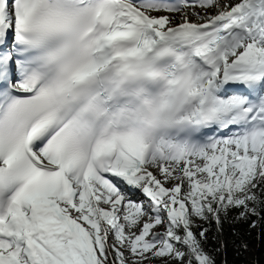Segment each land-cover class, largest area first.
Wrapping results in <instances>:
<instances>
[{
	"label": "snow or ice",
	"instance_id": "obj_1",
	"mask_svg": "<svg viewBox=\"0 0 264 264\" xmlns=\"http://www.w3.org/2000/svg\"><path fill=\"white\" fill-rule=\"evenodd\" d=\"M234 209L264 222V0H0V264H216Z\"/></svg>",
	"mask_w": 264,
	"mask_h": 264
},
{
	"label": "trees",
	"instance_id": "obj_2",
	"mask_svg": "<svg viewBox=\"0 0 264 264\" xmlns=\"http://www.w3.org/2000/svg\"><path fill=\"white\" fill-rule=\"evenodd\" d=\"M237 213L235 209L230 212L222 232L217 231L214 223L211 224L204 243L205 250L213 256L216 264H264V222L254 216L246 221H236L233 217ZM252 220H257L255 228L250 227ZM197 224L209 226L205 221ZM244 245L255 247V255L250 260L244 256ZM153 264H161L160 259L154 260Z\"/></svg>",
	"mask_w": 264,
	"mask_h": 264
},
{
	"label": "rangeland",
	"instance_id": "obj_3",
	"mask_svg": "<svg viewBox=\"0 0 264 264\" xmlns=\"http://www.w3.org/2000/svg\"><path fill=\"white\" fill-rule=\"evenodd\" d=\"M163 14H165V13H159V14H157V15H163ZM177 15V17L179 18V15L180 14H176ZM191 18V17H190ZM195 221H196V223H203V221H199V220H196V218H193ZM253 228H255V227H253ZM155 231H163V227L162 226H158L157 227V229H155ZM240 248V247H239ZM238 248V249H239ZM255 247L254 246H247V247H245L244 248V250H243V253H244V256H245V258L247 259V260H250L254 255H255ZM157 260V259H156Z\"/></svg>",
	"mask_w": 264,
	"mask_h": 264
},
{
	"label": "bare ground",
	"instance_id": "obj_4",
	"mask_svg": "<svg viewBox=\"0 0 264 264\" xmlns=\"http://www.w3.org/2000/svg\"><path fill=\"white\" fill-rule=\"evenodd\" d=\"M142 198H144V197H139L138 199H141V200H143Z\"/></svg>",
	"mask_w": 264,
	"mask_h": 264
}]
</instances>
